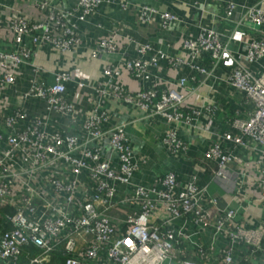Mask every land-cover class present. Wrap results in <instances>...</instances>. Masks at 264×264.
Masks as SVG:
<instances>
[{"label": "built area", "instance_id": "built-area-1", "mask_svg": "<svg viewBox=\"0 0 264 264\" xmlns=\"http://www.w3.org/2000/svg\"><path fill=\"white\" fill-rule=\"evenodd\" d=\"M8 1L0 0V33L4 29L7 36L0 48V264H51L59 251L63 264H264V218L256 225L240 223L238 209L220 208V199L208 195L206 186L195 177L181 183L176 171L158 175L149 184L136 179L147 158L132 152L126 130L130 122L111 123L103 104L116 99L137 110L140 119L165 121L161 142L171 155L180 156L188 150L181 132L205 130L203 121L217 107L213 100L193 106L186 100L205 85L212 89L206 78L220 64H231L229 84L243 94L249 109L245 118L233 117L227 130L215 129V139L203 152L215 162L213 177L226 180L228 166L241 162L233 152L236 147L264 149V74H255L234 57L219 33L200 25L196 38L183 39L185 57L169 58L174 67L188 65L189 77L162 86L142 85L127 94L112 83L118 68L108 64L106 84L97 90L89 112L83 111L85 103L67 94L70 72H49L36 59L44 45L61 56L74 53L81 40L79 25L111 0H76L66 6L54 0H18L33 5L40 13L34 18L14 10ZM186 1L217 2L220 19L233 18L237 5L234 0ZM137 11L142 24L157 16V28L164 32L178 20L176 14L146 4H139ZM243 18L259 26L264 8L251 6ZM233 33L229 38L234 39ZM151 49L144 42L135 58L123 61L141 82L163 54L160 47L147 60L144 54ZM115 50L116 42L105 38L89 53L96 57ZM262 57L264 37H253L243 59L254 63ZM205 58L210 67L201 64ZM26 67L31 80L20 90L18 81ZM189 80L195 83L193 89L187 88ZM106 138L113 158L104 154ZM263 164L260 157L257 171L264 198ZM113 212L125 218L115 220ZM179 218L189 219L197 233L210 229L214 238L226 234L228 243L215 252L212 243L192 242L185 225L175 224ZM187 240L197 259L188 256ZM240 245L245 251L237 258Z\"/></svg>", "mask_w": 264, "mask_h": 264}, {"label": "crops", "instance_id": "crops-1", "mask_svg": "<svg viewBox=\"0 0 264 264\" xmlns=\"http://www.w3.org/2000/svg\"><path fill=\"white\" fill-rule=\"evenodd\" d=\"M236 2L233 18L220 19L222 12L215 1L200 2L193 5L186 0H111L103 4L93 12L86 21L79 25L80 44L71 54L61 56L48 45L41 47L38 52L36 63L51 72L63 69L70 72L71 80L66 84L67 94L84 104L83 111H88L91 102L94 101L98 89L104 87L106 79L104 68L111 64L118 68V73L111 78L112 83L120 86L127 94H133L141 86H151L155 82L162 86L165 81H176L179 77H189L191 70L188 65L174 67L169 58L185 57L183 39L186 37L196 38L200 32L199 26L212 28L221 35L223 42L237 59L247 65L255 74H264V57L254 63H247L243 59L246 43L253 37H264V23L259 26L253 25L249 19L243 18L245 11L251 6L264 8V0H234ZM59 6L71 5L76 0H54ZM9 5L14 10H19L30 17L40 14L32 4L18 0H9ZM148 6L168 10L178 16V20L165 32L158 30L155 16L152 23L142 24L139 21L137 6ZM9 14L6 10L5 15ZM7 18V17H6ZM4 29L0 33V48L5 46L7 39ZM233 33L234 39L229 38ZM10 35L8 34V39ZM112 38L116 42V50L113 53H101L99 56L90 55L91 48L101 39ZM162 40V43H160ZM26 42L30 44L29 38ZM150 43L152 49L144 54L149 60L156 55V49L161 47L162 56L159 57L158 67L151 70L143 82L133 77L123 64L125 59L137 56V47L142 43ZM201 64L209 66V60L204 59ZM231 64H220L212 71V75L206 78L208 85L195 90L186 100L188 106L196 105L200 100L215 101L217 104L215 114L203 121L206 129L192 133L181 132V137L188 144V150L180 156L171 155L167 147L162 144L166 123L159 118L140 119L139 112L130 105L116 99H106L103 104L108 110L111 123L130 122L127 126V135L132 146V152L136 156L144 155L147 161L136 173V179L143 183H151L155 177L167 171H176L181 183L195 177L200 185L207 187V193L218 197L219 207L224 206L238 209L237 219L245 225L258 224L264 218V198L262 186L258 180L257 160L261 157L264 163V149L236 147L233 152L241 159L228 166V178L221 180L213 177L215 162L207 160L203 156L208 141L215 139L212 134L215 129L225 131L229 128L230 120L235 117H246L248 105L243 101V94L229 84ZM202 79V77L197 76ZM205 78V77H204ZM31 80L28 67L22 69L19 78V89L22 90ZM51 81V77L47 78ZM187 88L193 89L195 83L191 80L186 84ZM183 93H187L183 90ZM16 99H14L15 101ZM89 112V111H88ZM103 150L106 156H112L109 152L108 138L104 140ZM232 148L231 144H225ZM227 147V148H229ZM113 158V156H112ZM264 166V164H263ZM115 220L124 219L122 213H111ZM117 218V219H116ZM176 225L184 224L192 242L202 244L212 243L215 252L228 243L226 234L212 237V230L206 229L197 233L195 226L189 219L179 218ZM185 250L192 259H197L193 244L187 240ZM245 250L240 245L236 253L241 256ZM215 257V253L213 252ZM174 264V263H173ZM207 264H215L208 261Z\"/></svg>", "mask_w": 264, "mask_h": 264}, {"label": "trees", "instance_id": "trees-1", "mask_svg": "<svg viewBox=\"0 0 264 264\" xmlns=\"http://www.w3.org/2000/svg\"><path fill=\"white\" fill-rule=\"evenodd\" d=\"M51 264H63L60 251L53 255V261L51 262Z\"/></svg>", "mask_w": 264, "mask_h": 264}]
</instances>
